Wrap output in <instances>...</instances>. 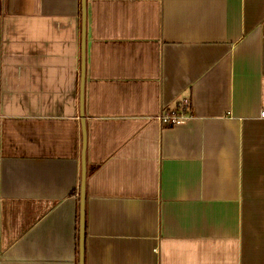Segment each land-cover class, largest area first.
I'll use <instances>...</instances> for the list:
<instances>
[{
    "label": "crops",
    "instance_id": "1",
    "mask_svg": "<svg viewBox=\"0 0 264 264\" xmlns=\"http://www.w3.org/2000/svg\"><path fill=\"white\" fill-rule=\"evenodd\" d=\"M83 158L84 264H264V0H0V264H80Z\"/></svg>",
    "mask_w": 264,
    "mask_h": 264
},
{
    "label": "water",
    "instance_id": "2",
    "mask_svg": "<svg viewBox=\"0 0 264 264\" xmlns=\"http://www.w3.org/2000/svg\"><path fill=\"white\" fill-rule=\"evenodd\" d=\"M84 15V23H85V17L86 12L84 9L83 12ZM83 47V61H82V80H81V113L83 115L84 113V105H83V99H84V74H85V52ZM85 149V144H84ZM86 176H87V167L85 164V158H83V172H82V184H81V227H80V264H84V239H85V229H84V221H85V200H86Z\"/></svg>",
    "mask_w": 264,
    "mask_h": 264
},
{
    "label": "built area",
    "instance_id": "3",
    "mask_svg": "<svg viewBox=\"0 0 264 264\" xmlns=\"http://www.w3.org/2000/svg\"><path fill=\"white\" fill-rule=\"evenodd\" d=\"M189 101L187 99H180L176 102L173 108H167L161 114V120L167 125L181 124L187 121L189 115Z\"/></svg>",
    "mask_w": 264,
    "mask_h": 264
}]
</instances>
